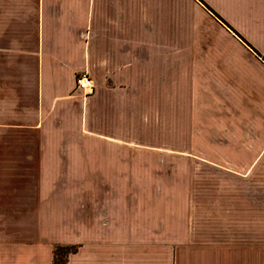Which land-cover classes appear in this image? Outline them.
<instances>
[{
	"label": "crops",
	"instance_id": "1",
	"mask_svg": "<svg viewBox=\"0 0 264 264\" xmlns=\"http://www.w3.org/2000/svg\"><path fill=\"white\" fill-rule=\"evenodd\" d=\"M0 131V264H264V0H0Z\"/></svg>",
	"mask_w": 264,
	"mask_h": 264
},
{
	"label": "rangeland",
	"instance_id": "2",
	"mask_svg": "<svg viewBox=\"0 0 264 264\" xmlns=\"http://www.w3.org/2000/svg\"><path fill=\"white\" fill-rule=\"evenodd\" d=\"M18 138H27L25 134L21 136V133H15L11 131H6L2 132L0 131V139H18ZM10 163V164H9ZM14 164L12 163L11 159L5 158L1 159L0 158V187L3 182V176H5L4 172H11V169H13ZM64 252L63 251H57L54 258L56 260L63 259L64 258Z\"/></svg>",
	"mask_w": 264,
	"mask_h": 264
},
{
	"label": "built area",
	"instance_id": "3",
	"mask_svg": "<svg viewBox=\"0 0 264 264\" xmlns=\"http://www.w3.org/2000/svg\"><path fill=\"white\" fill-rule=\"evenodd\" d=\"M75 86L83 93H88L92 90V80L85 73L78 74L75 77Z\"/></svg>",
	"mask_w": 264,
	"mask_h": 264
},
{
	"label": "trees",
	"instance_id": "4",
	"mask_svg": "<svg viewBox=\"0 0 264 264\" xmlns=\"http://www.w3.org/2000/svg\"><path fill=\"white\" fill-rule=\"evenodd\" d=\"M57 251H63L64 252V254L63 255H65L66 254V252H67V248L66 247H57L55 250H54V256H55V254H56V252ZM54 256H53V264H62V262H63V259H59V260H56L55 258H54Z\"/></svg>",
	"mask_w": 264,
	"mask_h": 264
}]
</instances>
